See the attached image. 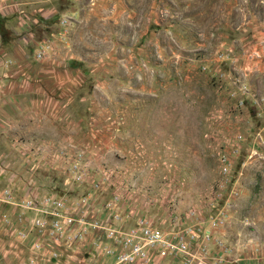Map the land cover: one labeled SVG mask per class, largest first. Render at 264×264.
<instances>
[{
  "label": "rangeland",
  "instance_id": "374dc122",
  "mask_svg": "<svg viewBox=\"0 0 264 264\" xmlns=\"http://www.w3.org/2000/svg\"><path fill=\"white\" fill-rule=\"evenodd\" d=\"M140 221L189 244L157 264H264V0H0V264Z\"/></svg>",
  "mask_w": 264,
  "mask_h": 264
},
{
  "label": "built area",
  "instance_id": "2783aa9c",
  "mask_svg": "<svg viewBox=\"0 0 264 264\" xmlns=\"http://www.w3.org/2000/svg\"><path fill=\"white\" fill-rule=\"evenodd\" d=\"M116 234L118 264H157L171 257L189 255L184 234L163 231L147 221H140L130 230ZM196 264L204 263L199 259Z\"/></svg>",
  "mask_w": 264,
  "mask_h": 264
}]
</instances>
